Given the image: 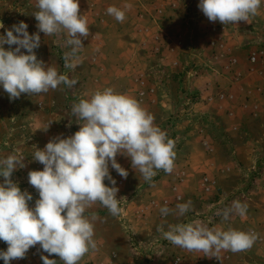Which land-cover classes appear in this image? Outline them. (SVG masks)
<instances>
[{"label": "rangeland", "instance_id": "374dc122", "mask_svg": "<svg viewBox=\"0 0 264 264\" xmlns=\"http://www.w3.org/2000/svg\"><path fill=\"white\" fill-rule=\"evenodd\" d=\"M125 4L132 7L126 10L123 23L106 14L108 6L123 9ZM198 4L199 0H79L80 14L89 24V36L82 38L85 48L79 54L82 59L79 65L74 69L64 67L63 54L70 48L64 46L63 35L45 36L41 32L40 47L34 50L38 59L56 67L60 74L76 79L77 84L71 89L62 84L39 95L22 94L15 100H10L0 87V159L12 153L25 157L26 166L14 171L12 179L21 191L32 194L29 207H34L39 195L28 183V172L43 168L32 159L36 148L43 149L50 139L61 135L66 138L79 130V121L70 117L71 106L80 99L89 98L99 87H116L114 80L106 82L103 78L118 75L114 69L119 65L118 60L124 58V50H129L128 59L139 60L135 62L139 69L135 77L136 98L129 96L148 112L154 111L155 124L175 142V168L172 174L159 171L153 178L155 187H151L138 171H128L130 158L118 154L117 162L130 174L126 179L117 177L109 165L119 189L117 198H120L121 214L113 217L99 203L88 210L87 214L98 216L94 237L98 251L86 254L79 264H264V0L258 14L250 17L249 22L225 26L219 21H209ZM35 5L36 0H0V22L5 28H11L23 21L28 25L29 34L36 33L38 22L32 15L38 10ZM197 25L218 27L215 40H208L203 30L199 51L194 46ZM233 27L240 32L241 38L236 52L228 50L233 45ZM3 34L5 29H0V35ZM179 38L185 40L184 52L194 51L193 60L186 64L191 76L195 70L201 74L185 84L184 79H180L185 63L177 62ZM251 38L256 42H250ZM215 46L219 49H214ZM4 47L9 49L8 45ZM212 49L219 63L211 64ZM21 51L26 54V50ZM224 53L230 55L229 62L224 60ZM252 54L256 55L254 61L250 59ZM154 59L157 62L156 85L159 79L162 85L166 72L171 76L167 83L172 92L178 93L182 86L188 91L183 98L175 95L176 110L173 112H165L162 96L157 97L156 103L148 99L151 83H154L153 69L149 67ZM163 59H170V62L165 65ZM165 66L168 68L164 72ZM211 71L213 76H210ZM98 77H103L102 86ZM211 80L215 85L208 94L206 81ZM200 91L204 92L203 110H182L181 105L189 106L190 101L196 104ZM104 183L112 186L107 179ZM189 200L192 207L184 217L178 219L170 215L165 223L159 207L166 204L174 208L177 203ZM233 200L247 204L246 216L222 221L215 212ZM193 220L224 230L231 227L254 231L259 239L248 251L221 252V260H218L201 252L181 249L163 238L168 224ZM6 249L7 244L0 241V250ZM41 255L48 254L36 245L28 250L25 258L12 260L10 264H43ZM49 259L63 264L56 255ZM0 264H4L2 259Z\"/></svg>", "mask_w": 264, "mask_h": 264}, {"label": "clouds", "instance_id": "9594fccd", "mask_svg": "<svg viewBox=\"0 0 264 264\" xmlns=\"http://www.w3.org/2000/svg\"><path fill=\"white\" fill-rule=\"evenodd\" d=\"M261 3L262 0H199L198 8L209 21L227 25L249 22L250 17L258 14ZM35 7L38 10L32 15L38 22L36 33L29 34L23 21L11 28L0 22V29H5V34L0 35V87L10 100L22 94L47 93L62 84L69 89L77 84L76 79L38 59L34 50L40 47L41 32L45 36L63 35L64 46L70 48L63 54L64 67L74 69L79 65V54L85 48L82 38L89 36L88 20L80 14L79 0H36ZM131 7L110 5L106 14L123 23L126 10ZM13 45L16 47L12 48ZM70 117L79 121V130L66 138L61 135L50 139L32 155L34 161L43 165V170L28 172V183L39 195L34 207H29L32 194L21 191L12 179L14 171L26 166L25 157L12 153L0 159V241L7 244L6 250H0V259L4 264L25 258L36 245L48 254L41 255L43 264H57V260L49 259L52 255L63 264H79L86 254L98 251L94 239L98 216L87 213L99 203L113 217L121 214L119 189L109 170L111 165L127 178L128 171L117 162L118 154L129 157L131 167L151 187H155L153 178L159 171H174L175 142L135 98L112 87L98 89L89 98L74 103ZM106 179L112 186L104 183ZM191 207V200L177 203L174 208L165 204L159 207V213L167 223L168 216L179 219ZM246 214L247 204L239 200L215 212L222 221ZM167 228L163 238L172 245L218 260L221 252L248 251L259 239L254 231L209 227L200 220L168 224Z\"/></svg>", "mask_w": 264, "mask_h": 264}, {"label": "crops", "instance_id": "0c3cea01", "mask_svg": "<svg viewBox=\"0 0 264 264\" xmlns=\"http://www.w3.org/2000/svg\"><path fill=\"white\" fill-rule=\"evenodd\" d=\"M212 26V25H211ZM210 25H207L206 27L207 28H204L203 27V25H201V26H198L197 25V27H198V29H196V30H198L197 32H196V41H195V47H196V49H197V51H199L200 50V47H202L201 46V43H202V40H203V37H204V31L203 30H206V32H207V35H206V37L208 38V40H215V39H217V35H218V32H217V29H218V27H217V25H213L212 27H211ZM225 26V25H224ZM232 30L234 31V33H232L231 34V37H233L234 36V38L231 40V43L233 44L232 46L230 45L229 47H228V50H231V51H234V52H236V49H238L239 48V44L241 43V38H240V36H239V34H240V32L235 28V27H233L232 28ZM220 37H222V35L220 34L219 35ZM251 36V35H250ZM182 38V37H181ZM181 38H179V44H180V46H179V49L176 51V54L178 53V52H180L178 55H177V62H180V65H182V64H184L185 63V65L183 66V67H185V72H183V73H181V75H180V79L181 78H183L184 79V84L185 83H187V81L189 82V80L190 79H195L196 80V78L198 79V76L199 75H201V74H199V72H197L196 70H195V74H197V75H195V74H193V76H191V73L189 72V70L187 69L188 67H187V65L186 64H188V61H191V60H193V59H191L192 58V56H193V52L194 51H191V53H189V54H187L186 52L187 51H183L184 50V42H185V40L184 41H181L182 39ZM240 38V39H239ZM250 40V42H256V39H249ZM123 42L126 44L127 42L125 41V40H123ZM215 43V42H214ZM218 42L216 41V43L215 44H217ZM230 43V44H231ZM124 46H126V47H128V45H124ZM227 48V47H226ZM195 49V50H196ZM214 49H219V46H215V48ZM225 49V48H224ZM214 51H213V49L211 50V54H210V62H211V64H215V63H219L218 61H219V59L217 58V56H214V53H213ZM233 52V53H234ZM128 53H129V50H124L123 51V55H124V58L123 59H119L118 61H119V65H118V67H116L114 70L116 71V73H118V75L116 76H114V77H106V78H103V81H106V82H108V80H114L113 81V84H116V87H114V89L117 91V92H119V93H123V94H126V95H133V96H135V98H136V89H137V83L135 82V77H137V73L136 72H139L138 70V67L136 66V63H138L139 62V60L138 59H128ZM228 54H229V52H228ZM228 54H225L224 53V60L225 61H227V62H229V58H231L230 57V55H228ZM185 55H187V56H185ZM234 55H236L235 53H234ZM180 56H183L184 57V59H181V57ZM237 56V55H236ZM179 57H180V59H179ZM200 59H201V57H200ZM238 59V58H237ZM236 59V60H237ZM82 60V59H81ZM198 60V59H197ZM136 62V63H135ZM163 62H164V64L166 65V64H168V62H170V59H163ZM132 64V65H131ZM197 64H199V63H197ZM156 66H157V62L155 61V59H154V61H152V63L150 64V67H149V69L150 68H152L153 69V74H152V76H154L153 78H154V83H151L152 84V91L151 92H149V94H148V99L151 101H153V102H155L156 103V100H157V97H161L162 96V98H163V102L165 103V112H173L174 110H176V106H174V103H175V99H176V97H179V98H183V97H186V95H187V93H188V91H187V89H185L183 86L178 90V93H177V91L176 92H172V88H170V86H169V84L167 83L168 82V80L169 79H171V76H170V74H166V72H165V70H167V68H168V66H165L164 67V72H165V74H164V76H163V82H162V85H159V83H160V79L159 80H157V81H159V83L156 85V79H155V69H156ZM200 65H198V67H199ZM200 68V67H199ZM198 68V69H199ZM152 70H150V72H151ZM141 72V71H140ZM182 72V71H181ZM136 73V74H135ZM211 73V75L210 76H213L214 75V73H213V71H211L210 72ZM208 77H209V75H208ZM208 77H205V78H207L208 79ZM99 78V81H100V83L102 82V78L101 77H98ZM115 78H118L117 79V81H116V79ZM213 78V77H212ZM182 80V79H181ZM186 81V82H185ZM108 84V83H107ZM207 84L209 85V90L206 92V93H208L209 94V91L211 90V92H212V90H213V85H215L214 84V82H213V80H211V81H206V86H207ZM103 85V83H101V86ZM108 88V87H107ZM184 89V90H183ZM99 90H102V89H100V87H99ZM186 91V92H185ZM177 93V94H176ZM203 91H200L199 92V94H201L200 95V97L199 98H197V102H196V104H193L192 103V101H190L189 103H190V105L189 106H183V105H181V109L182 110H184L185 112H187V110H189V111H191V110H193V108H195L196 110L197 109H202L203 107H204V105L202 104L203 102H202V99H203ZM175 95H176V97H175ZM211 97H213V96H211ZM190 99V98H189ZM198 100H200L199 102H198ZM152 105V104H151ZM154 105V104H153ZM207 108V107H206ZM208 108H209V106H208ZM208 108L206 109V110H208ZM211 109V108H210ZM203 110V109H202ZM212 110H213V108H212ZM149 113H151V114H153L154 113V111H150ZM154 116V118H155V120H154V122L155 123H157V120H156V116L155 115H153ZM174 119H175V117L174 118H172V121H174ZM168 121L169 120H167V122H166V124L168 125ZM172 126V125H171ZM117 158V157H116ZM189 168H191V166H189ZM133 170L134 169H132L131 167H129L128 168V171L129 172H133ZM128 172V173H129ZM189 172V174H191V171H188ZM132 174V173H131ZM128 175H130V174H128ZM115 176H117V177H121L116 171H115ZM231 220V219H230ZM218 225H219V223H218Z\"/></svg>", "mask_w": 264, "mask_h": 264}, {"label": "built area", "instance_id": "2783aa9c", "mask_svg": "<svg viewBox=\"0 0 264 264\" xmlns=\"http://www.w3.org/2000/svg\"><path fill=\"white\" fill-rule=\"evenodd\" d=\"M250 59L253 60V61L256 60V55H253V54L250 55ZM39 170H43V168H41V169H39ZM36 193L38 194L37 191H36Z\"/></svg>", "mask_w": 264, "mask_h": 264}]
</instances>
